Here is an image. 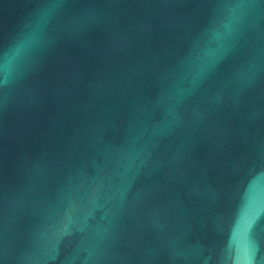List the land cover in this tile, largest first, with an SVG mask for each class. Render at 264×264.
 <instances>
[{
  "label": "water",
  "instance_id": "obj_1",
  "mask_svg": "<svg viewBox=\"0 0 264 264\" xmlns=\"http://www.w3.org/2000/svg\"><path fill=\"white\" fill-rule=\"evenodd\" d=\"M0 264H264V0H0Z\"/></svg>",
  "mask_w": 264,
  "mask_h": 264
}]
</instances>
